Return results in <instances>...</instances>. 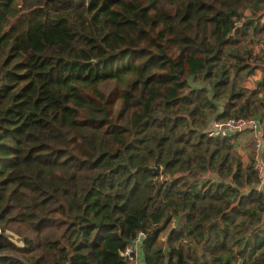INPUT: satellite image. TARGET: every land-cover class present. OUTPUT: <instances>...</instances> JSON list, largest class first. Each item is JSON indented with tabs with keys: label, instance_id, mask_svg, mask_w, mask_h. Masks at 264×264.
Here are the masks:
<instances>
[{
	"label": "trees",
	"instance_id": "obj_1",
	"mask_svg": "<svg viewBox=\"0 0 264 264\" xmlns=\"http://www.w3.org/2000/svg\"><path fill=\"white\" fill-rule=\"evenodd\" d=\"M262 33L264 0H0V264H134L140 231L142 264H264L254 149L207 133L264 121Z\"/></svg>",
	"mask_w": 264,
	"mask_h": 264
},
{
	"label": "built area",
	"instance_id": "obj_2",
	"mask_svg": "<svg viewBox=\"0 0 264 264\" xmlns=\"http://www.w3.org/2000/svg\"><path fill=\"white\" fill-rule=\"evenodd\" d=\"M257 52L264 54V41H260ZM260 77L259 74L250 76L246 81L248 87V81L257 80ZM263 126L262 120L256 117L244 118V117H233L226 120H212L207 130L209 136H230L233 134H243L247 132H255L253 137L254 141V158H253V169L259 177V189H264V140H263ZM145 237V232L140 231L137 237L126 246L123 250L122 255L134 264H140L143 258L142 255V242Z\"/></svg>",
	"mask_w": 264,
	"mask_h": 264
},
{
	"label": "crops",
	"instance_id": "obj_3",
	"mask_svg": "<svg viewBox=\"0 0 264 264\" xmlns=\"http://www.w3.org/2000/svg\"><path fill=\"white\" fill-rule=\"evenodd\" d=\"M259 78V77H257ZM248 87L253 88L254 86L250 85L251 81H248ZM255 135V132H247V133H243L238 135V139H237V143H236V148L238 153L242 156V158H244V160H246V156L249 158V154L251 152V147H250V142H248L251 138H253ZM251 137V138H250ZM242 144V146H240ZM247 158V159H248ZM249 160V159H248ZM246 160V161H248ZM143 262V260H141Z\"/></svg>",
	"mask_w": 264,
	"mask_h": 264
},
{
	"label": "rangeland",
	"instance_id": "obj_4",
	"mask_svg": "<svg viewBox=\"0 0 264 264\" xmlns=\"http://www.w3.org/2000/svg\"><path fill=\"white\" fill-rule=\"evenodd\" d=\"M261 40H257V39H255L256 41L253 43V45H254V48H255V51L257 52V48H258V45H259V42L260 41H264V33H262V35H261ZM256 74H259V76L261 75L260 74V72H257ZM260 78V77H259ZM250 85H252V86H256V81L255 80H253L252 82H250ZM263 120H264V118H263ZM263 123H264V121H263ZM251 138V137H250ZM251 141V142H250ZM248 142H250V147H251V149H254V141H253V138H251ZM240 146H242V144L240 145ZM246 156V160H248L249 158L247 157V155H245ZM248 158V159H247ZM143 262L142 261H140V264H142Z\"/></svg>",
	"mask_w": 264,
	"mask_h": 264
},
{
	"label": "water",
	"instance_id": "obj_5",
	"mask_svg": "<svg viewBox=\"0 0 264 264\" xmlns=\"http://www.w3.org/2000/svg\"><path fill=\"white\" fill-rule=\"evenodd\" d=\"M150 170V171H153L155 173H159L162 171V167L156 162L154 166H151V165H144V166H138L135 171L137 170ZM180 217L178 216L177 217V222H176V225L178 224V221H179Z\"/></svg>",
	"mask_w": 264,
	"mask_h": 264
}]
</instances>
